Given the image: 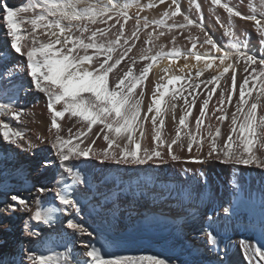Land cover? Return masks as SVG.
<instances>
[{"label": "bare ground", "instance_id": "obj_1", "mask_svg": "<svg viewBox=\"0 0 264 264\" xmlns=\"http://www.w3.org/2000/svg\"><path fill=\"white\" fill-rule=\"evenodd\" d=\"M27 2L28 0H0V5L6 3L8 6L19 8ZM118 2L123 5L131 3L132 0H118ZM147 2L148 0H139L140 4ZM195 2L201 6L199 11L189 0H178L181 11L195 24L183 30L174 29L173 32L166 33L155 41L157 45H165V51L175 47L186 52L191 50L193 42L198 41L195 51L216 55L210 45L203 44L207 36L225 50H229L232 43L238 40L242 42L241 48L248 54L264 58V44L261 43V36L255 30L253 22L238 17L230 18L223 8L212 5L211 0H195ZM224 2L248 15L250 14L248 5L253 0H224ZM255 3L259 6V0H255ZM164 10L165 5H159L156 8H146L140 15L154 21L161 18ZM137 11V7H131L129 14L134 16ZM5 14L0 11V103L11 102L22 115L20 120H15L11 116H0V120L19 130L24 137L17 142V146L22 150L19 164L23 165L31 160L37 161L33 163V167L21 166L20 172H16L6 182H0L4 185L0 187V210H3L0 211V242L3 243L0 244V264H30L29 253L58 256L61 259L67 254L70 260L80 261L83 264V261L88 259L84 245L94 246L107 260L134 258L139 261L140 257L158 258L159 255H153L154 253L148 251L149 245H153L152 243L157 239H166L170 244L172 243L170 250L173 252L169 251L171 254L163 251L168 255L166 257H169V260L163 258L165 264H172L171 262L174 264H264V261L253 254L254 248L264 249V218H262L264 176L260 174L259 177V173L253 172L252 166L258 167L255 163L245 165L237 164L232 160L225 162L222 154L219 157L215 153V156H209L207 139L202 149H198V146L193 144L191 152L186 147L173 145V153L180 157L178 160H173L168 155L166 145L161 144L156 148V143L152 139L154 135L152 126L146 123L139 155L143 157V149L156 148L161 152L160 158L153 157L155 160H146L145 163L139 164L117 163L112 159L104 160L103 157L90 155L88 158L72 157L63 162L62 166L56 155L57 150L52 147L56 132L49 131L50 113L47 111L46 97L36 91L31 83L26 57L11 48V38L6 36V22L2 19ZM173 19L178 23L183 22V17L179 15ZM167 23L171 24L173 20H168ZM27 25L30 24H22V29L30 30L31 25L29 28L26 27ZM196 25H201L203 31ZM133 26L134 20L129 21L126 25V34L133 29ZM94 27H103V25L98 24ZM228 31H233L234 36L227 35ZM115 32L116 29H113L111 38L115 37ZM173 35L176 36L174 45L171 43ZM145 36L146 33L142 30L140 40L136 41V46L129 53V57L137 58L134 72H138L149 62L139 59V50L149 47L144 43ZM189 36L192 37L191 40ZM156 50L154 48L153 52ZM130 63V59L126 57L118 66V70H126ZM187 63L191 68V65L197 62L189 58ZM184 64L182 56L176 57L171 62L170 71L185 75L188 69H185L184 73L178 72ZM169 65L170 61L164 59L150 70L149 77L145 81V107L149 103V94L154 82L163 75L162 69L168 68ZM198 67H204L202 61ZM243 67L241 62L237 68L238 83L245 75ZM191 71L194 73L196 69L192 68ZM215 73L214 65L202 77L195 78V82L201 83ZM181 83L187 86L188 81ZM224 83L225 81L222 80L221 84ZM176 87H180V84ZM210 87L211 85L201 83L200 89L193 92V96L199 93L194 114L198 113L201 98H206ZM219 91L220 89H217V92ZM188 98L191 100L192 96ZM216 103L217 96L213 95L205 118V127L208 124L213 128L218 126L215 117L211 115ZM75 120L76 118H68L67 115L63 120L58 118L62 136L68 137L69 128H72L74 136L77 134L81 125L73 124ZM96 130L94 127L93 133ZM221 131L222 136L227 135L229 131L227 122L221 126ZM204 134L206 136V132ZM174 135L175 125L168 117L162 129V139L170 141ZM93 138V134L89 133L87 139L79 137L72 143L76 144L79 140H83L80 147L84 148ZM3 142L7 143V150L3 149ZM29 143L34 147L29 148ZM217 143H222V139H218ZM105 147H107L106 142L100 138L96 139L93 150L99 152ZM1 149L4 159L17 157L13 143L3 140L2 137H0V151ZM113 150L119 152L115 148ZM197 160L200 162H196ZM170 163L174 169L167 168V164ZM196 164L198 169L194 168ZM65 166L72 167L74 172H78L83 182L74 183L73 178L64 171ZM1 168L2 166L0 170ZM255 170L257 171V168ZM68 185L71 188L69 197L77 202L79 213L75 209L68 212L56 211L65 206L59 203L55 193ZM41 188L47 191H38ZM11 195H19L23 198L27 202V208L4 210L8 204L14 203L10 200ZM254 208L257 209L259 216H262L261 218L252 215ZM225 209L228 211L226 212ZM37 210H52L56 219L48 222L37 221L32 218ZM3 213L10 217L3 218ZM68 219L83 225L87 232L69 229ZM187 231L190 232L188 241L184 238ZM208 233H212L215 237V244L208 242ZM21 245L25 246L22 251L24 256L20 252ZM12 247L11 253L9 249ZM160 258L162 260V257Z\"/></svg>", "mask_w": 264, "mask_h": 264}, {"label": "snow or ice", "instance_id": "obj_2", "mask_svg": "<svg viewBox=\"0 0 264 264\" xmlns=\"http://www.w3.org/2000/svg\"><path fill=\"white\" fill-rule=\"evenodd\" d=\"M189 2L194 4L196 10H200V4L195 0ZM211 4L223 8L230 18L238 17L253 22L255 30L261 36V43L264 44V0H259V6L253 0L248 5V15L224 0H211ZM159 5H165L160 19L153 21L140 15L146 8H156ZM131 7L138 9L134 16L129 14ZM0 11L6 13L2 19L6 22V36L11 38V48L26 57L31 83L36 91L46 97L47 111L50 113L49 131L56 132L52 147L57 150L56 155L62 166L63 162L72 157L88 158L90 155L103 157L104 160L112 159L117 163L143 164L153 157H161V152L156 150L161 144L166 145L168 155L173 160H178L180 157L173 153V145L186 147L191 152L193 144L202 149L207 139L209 156L215 153L219 157L222 154L225 162L232 160L245 165L255 163L264 168V58L248 54L241 48L242 42L238 40L232 43L229 50H225L207 36L203 44L210 45L216 55L195 51L198 41L193 42L191 50L186 52L175 47L165 51V45H157L155 41L174 29L183 30L195 24L181 11L178 0H148L146 4L132 0L123 5L118 0H28L19 8L2 4ZM178 15L183 17V22L178 23L173 19ZM133 20V29L126 34V25ZM168 20H173V23L168 24ZM217 21L219 22V18ZM24 23L30 24L31 29H22L21 25ZM98 24L103 27H94ZM196 26L203 31L201 25ZM113 29H116L115 37L111 38ZM142 30L146 33L144 43L149 47L139 50V59L149 62L138 72H134L137 58L129 57V53L136 46V41L140 40ZM227 35L234 36V32L228 31ZM188 38L192 39L191 36ZM175 40L176 36L173 35V45ZM154 48L157 49L155 52ZM181 56L185 64L178 72L184 73L188 69L185 75L170 71L172 60ZM126 57L131 63L126 70H118ZM189 58L197 62L191 68L187 63ZM164 59H168L170 65L162 69L163 75L154 82L149 103L145 107V81L153 66ZM201 61L203 68L198 67ZM241 62L245 75L238 83L237 68ZM214 65L216 73L201 81L211 87L206 98H201L198 113L194 114L199 93L197 96L192 94L201 87V83H196L195 78L202 77ZM192 68L196 69L194 73ZM185 80L188 81L187 86L181 83ZM222 80L225 81L224 84H221ZM177 84L180 87H176ZM217 89L220 91L217 92ZM213 95L217 96L216 106L211 113L218 122L215 128L211 124L205 127ZM189 96H192L191 100ZM21 115V111L14 108L11 102L0 103V116L20 120ZM66 115L68 118H76L73 124L81 125L75 136L72 128H69L67 138L60 134L61 124L58 122V118L63 120ZM168 117L175 125V135L170 141L162 139V129ZM225 122L229 131L226 136H222L221 126ZM146 123L152 126V139L156 148L143 149L141 157L139 153L142 150L141 140L145 136ZM94 127L97 130L93 133ZM89 133L94 138L84 148L80 147L83 140L72 143L79 137L87 139ZM0 137L10 143L24 139L19 130L3 120H0ZM100 138L106 142L107 147L95 152L93 145ZM218 139H222V143L218 144ZM28 147L34 145L29 143ZM64 171L73 178L74 183L83 182L80 174L74 172L72 167L65 166ZM38 191L45 192L47 189L41 188ZM55 196L65 206L56 211L68 212L75 209L79 213L77 202L69 197L67 191H57ZM10 200L14 203L8 204L4 210L27 208V202L19 195H11ZM32 218L48 222L52 219V210H37ZM67 227L77 232H87L83 225L72 219L67 220ZM208 242H216L212 233H208ZM84 247L88 259L83 264H145V261L147 264H165V261L157 257H140L139 261L134 258L107 260L94 246ZM253 254L264 261V249L254 248ZM28 260L30 264H81L80 261L70 260L67 254L61 259L58 256L29 253Z\"/></svg>", "mask_w": 264, "mask_h": 264}, {"label": "rangeland", "instance_id": "obj_3", "mask_svg": "<svg viewBox=\"0 0 264 264\" xmlns=\"http://www.w3.org/2000/svg\"><path fill=\"white\" fill-rule=\"evenodd\" d=\"M27 28H29L30 27V25H27L26 26ZM38 103V102H37ZM2 145H3V149L4 150H7V143L6 142H3L2 143ZM15 145V146H14ZM13 150H14V153H15V155L17 156L16 158H11V159H4L5 158V156H4V154H3V150L1 149V151H0V159H1V161H0V166H2V168H1V170H0V182H6L8 179H10L11 178V176H13L16 172H20V167L21 166H24V165H26L25 167H29V166H31V167H33V163H35L37 160H31V161H27L25 164H23V165H20L19 164V159H20V152L22 151L18 146H17V143H13ZM214 155V154H213ZM18 156H19V158H18ZM215 156V155H214ZM151 160H155V159H151ZM6 165V166H5ZM172 165V163H170L169 165L167 164V168H170V169H172L173 168V165ZM198 164H196V165H194V168H196V169H198V166H197ZM171 166V167H170ZM232 169L234 168L233 166L231 167ZM257 168V171L255 170ZM8 169V170H7ZM174 169V168H173ZM252 170H253V172L255 171V173H259V177H260V174H262V176H264V168H260V167H255V166H252V168H251ZM2 171H5V172H2ZM233 171H234V169H233ZM9 172V173H8ZM183 172V171H182ZM181 172V173H182ZM235 172V171H234ZM182 175H183V173H182ZM185 176H186V174H185ZM184 176V177H185ZM7 177V178H6ZM257 181V180H256ZM14 184V183H13ZM2 186H4L3 184L1 185L0 184V187H2ZM12 202V201H11ZM7 213H9V212H7ZM3 218L4 217H10V215H7L6 216V214L4 215V213H3V216H2ZM162 225V224H161ZM189 234H190V232L189 231H187L186 232V235H185V240H187L188 241V238H189ZM162 241V242H161ZM166 242H168L169 244H167ZM0 244L2 245L3 243L2 242H0ZM153 245H149V248H148V251H149V253H151V254H153V255H159L158 256V258H160V257H162V260L163 261H165L164 259H168L166 256H168V255H166V253L167 254H171L170 252H173V251H171L170 249H171V244H170V241H168V240H166V239H157L156 241H154L153 243H152ZM163 246V247H162ZM166 246V247H165ZM170 246V247H169ZM157 247V248H156ZM24 248H25V246L24 245H21L20 246V249H21V255L22 256H24V254H22V251L24 250ZM152 248L154 249V250H152ZM169 248V249H168ZM12 249H13V247L12 248H10L9 249V252H11L12 253ZM160 250V251H159ZM158 251V252H157ZM166 251V253H164V252ZM168 251V252H167ZM170 251V252H169ZM157 253V254H156ZM160 255H162V256H160ZM166 258H165V257ZM164 258V259H163ZM161 259V258H160ZM169 260V259H168ZM167 261V260H166ZM171 262V261H170ZM172 264H174V262H171Z\"/></svg>", "mask_w": 264, "mask_h": 264}]
</instances>
